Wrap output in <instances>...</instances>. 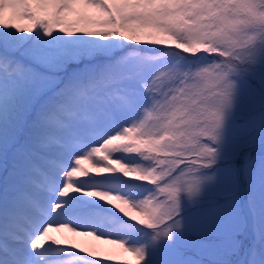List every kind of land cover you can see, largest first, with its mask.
Returning a JSON list of instances; mask_svg holds the SVG:
<instances>
[{
    "label": "snow or ice",
    "instance_id": "1",
    "mask_svg": "<svg viewBox=\"0 0 264 264\" xmlns=\"http://www.w3.org/2000/svg\"><path fill=\"white\" fill-rule=\"evenodd\" d=\"M117 260L264 264V0H0V264Z\"/></svg>",
    "mask_w": 264,
    "mask_h": 264
},
{
    "label": "rangeland",
    "instance_id": "2",
    "mask_svg": "<svg viewBox=\"0 0 264 264\" xmlns=\"http://www.w3.org/2000/svg\"><path fill=\"white\" fill-rule=\"evenodd\" d=\"M19 23L21 25H27L28 21H20ZM79 239H83V238H79ZM101 247L106 249V250L115 249V246L111 245V244H101ZM117 261H119V260H117Z\"/></svg>",
    "mask_w": 264,
    "mask_h": 264
},
{
    "label": "trees",
    "instance_id": "3",
    "mask_svg": "<svg viewBox=\"0 0 264 264\" xmlns=\"http://www.w3.org/2000/svg\"><path fill=\"white\" fill-rule=\"evenodd\" d=\"M122 264V263H121Z\"/></svg>",
    "mask_w": 264,
    "mask_h": 264
}]
</instances>
